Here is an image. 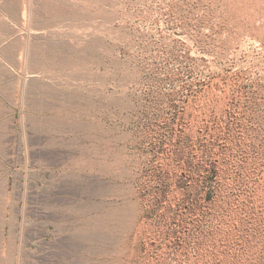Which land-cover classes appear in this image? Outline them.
Instances as JSON below:
<instances>
[{
    "label": "rangeland",
    "instance_id": "rangeland-1",
    "mask_svg": "<svg viewBox=\"0 0 264 264\" xmlns=\"http://www.w3.org/2000/svg\"><path fill=\"white\" fill-rule=\"evenodd\" d=\"M0 264H264V0H0Z\"/></svg>",
    "mask_w": 264,
    "mask_h": 264
}]
</instances>
